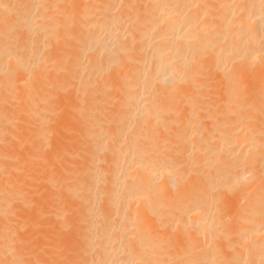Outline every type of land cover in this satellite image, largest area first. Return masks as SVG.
Masks as SVG:
<instances>
[{
  "label": "bare ground",
  "instance_id": "obj_1",
  "mask_svg": "<svg viewBox=\"0 0 264 264\" xmlns=\"http://www.w3.org/2000/svg\"><path fill=\"white\" fill-rule=\"evenodd\" d=\"M246 66H255V71L264 75V0H0V132L6 123L18 122L8 115L5 94L24 83L16 105L33 121L52 111L49 102L59 92H70L73 110L82 114L72 118L81 129L70 140L90 141L80 156L83 164L71 173L72 179H67L59 167L60 172L52 179L53 198L83 194L81 204L72 206L64 201L57 207L59 213L69 211L70 218L63 223L62 218H56L51 226L65 224L76 235L61 260L70 264H264V185L259 193L236 205L233 215L238 225L232 234L217 212L220 200L216 203L215 198L220 180L233 177L227 181L228 188L233 182L236 188L243 185L236 191L253 180L255 164L264 159V150L260 152L254 140L264 136L239 137L246 154H262L256 155L260 161L256 157L249 160L246 172L232 169L239 166L232 167L231 172L229 162L223 159L226 164L220 173H213L202 159L206 153L213 159L219 151L230 150V141L233 144L228 136H218V132L215 136L217 130H205V124L218 119L209 111L207 117L200 116L202 105L211 108L213 103L207 102L214 94L211 89L205 91L206 80L212 74L214 79L220 75L209 84L229 90L228 85H240L241 75L251 70ZM53 70L63 72V76L50 86ZM262 82V89L249 101L251 106L247 102L238 105L245 114L239 116L241 112L236 110L235 117L244 120V132L252 127L253 115L264 126ZM224 89L218 93L224 95L219 98L225 121L219 118L218 126L226 134L224 129L228 132L235 121L229 112H233L232 101L237 97L225 96L228 90ZM111 99L118 102L113 104ZM176 117H180L175 127L179 134L174 135L176 130H171ZM48 122L37 129L32 138L37 147L28 157L43 170L49 161L57 166L64 161L55 155L45 157L51 136ZM179 139L190 145L179 144ZM175 142L179 148L190 149L186 147L182 153ZM217 142L219 148H215ZM203 152L200 160L207 167L197 165L200 160L196 157ZM227 154L222 153L221 158L230 161ZM18 158L16 155L14 161ZM200 166L208 168L207 177L214 175L205 177L206 169ZM196 174H201L203 184L193 177ZM186 177H192L190 182ZM3 179L6 177L0 176V183ZM58 182L64 184L56 186ZM22 185L17 179L0 194V264L33 263L32 248L25 253L11 243L18 223H13L11 212H6L22 198ZM228 208L225 214H230ZM231 235L235 238L232 244Z\"/></svg>",
  "mask_w": 264,
  "mask_h": 264
},
{
  "label": "rangeland",
  "instance_id": "obj_2",
  "mask_svg": "<svg viewBox=\"0 0 264 264\" xmlns=\"http://www.w3.org/2000/svg\"><path fill=\"white\" fill-rule=\"evenodd\" d=\"M50 53L52 54L53 51H51ZM64 57L66 58V56H64ZM258 66H260V65H258ZM246 67H248V66H246ZM252 68L253 69H251L249 67L247 68V70L251 69V70H249L250 72L245 69V71H247L246 74L241 75V76H243V79H242V77L240 78L238 76L241 79V81L239 83L240 85H237V86L236 85H228L229 90L225 87V89H227L228 92H226L224 88L218 86L219 84L216 85V83H215V85H212L215 82L214 81L215 79L218 80L220 78V75L214 74V75H217V78L214 79V78H211L213 76V74H212V76L210 75L206 80L207 85L205 87V91L208 92L211 89L212 93L214 94L211 96V98L209 97L210 100L208 99L209 101H207V102H213V103H212V107L210 106L211 108H207L208 107V106H206L207 104L202 105L205 109L202 107H201L202 109L199 108V109H201L200 111L204 112V113L200 112L201 113L200 116L202 118L203 117L202 114L206 115L207 112L209 111V113L211 115L215 114L214 116H217L218 119H216V117H215L216 121L210 122V121H206L207 119L204 118L206 120L202 119L203 121H205L207 123L210 122V123L209 124L204 123L205 125L202 123L201 124H202V126L207 125L205 127L206 131H207L208 127H210V129L212 128L213 132H214V130H217L214 132L215 136H217V132H218V134H219L218 136L223 135V136L230 137V139L231 138L233 139V144H232V141H230L231 143L228 141V143L231 144L230 145L231 154H230L229 148H226V149H228L227 151H226V149L224 151H222L224 156H226V153L229 152V154H227V158L229 157L228 159H230V161H228L226 159V157L221 158V157H224L223 155H221L222 154V153H220L221 151H219V154H216L215 156H213L216 160H218L220 158L219 161H217L220 164V165L218 164V166H217V162L216 163L214 162L215 161L214 158H213L214 161L212 158H207V155H208L207 153L205 155V158H202V156L200 157V155H204V152H203V154H200V153H202V151L198 155L199 158L196 157V159H199V160L202 158L203 162L204 163L206 162L207 163L206 165L209 166V169L211 166L212 170L211 169L210 170L213 173H220L222 165L224 164L223 159L225 161H227L226 163L229 162L230 166L228 165V168H230V169L232 167L239 166V168L236 167V168H232V169L235 172L239 171L241 173L240 170H242V169H243L242 170L243 172H246L247 170H249V168H250L248 165L249 160H251L255 157L257 158V156H256L257 154L259 157H261L262 154H263L262 156H264V153H263L264 151L262 152V150H264V146H263L264 137L257 136V135H263L264 136V126H263V124H259L260 120L258 119V117L253 115L254 118H253V122H252V127L249 129V131H245V132H244V130H242L243 129L242 127L244 125V120L241 117H238V116L235 117L238 114L237 111L240 110V108H239L240 106H238V105L239 104L241 105L242 103L246 104V102H247V104H249V106H251L252 103L250 104V102H249L250 99H252L255 95H257L259 93L260 89H262V87H263L260 83L262 81H264V80H262V79H264V75L259 74V71H255L258 69L257 67H256L257 69L255 68V66H253ZM62 74H63V72L53 70V72L50 76V86H53L54 81L60 79L63 76ZM242 74H244V72H242ZM262 74H264V73H262ZM226 76H224L223 78L226 79ZM228 77L229 76H227V78ZM209 78H211V79H209ZM237 80H239V79L237 78ZM242 80H243V82H242ZM259 80H261V82H259ZM210 82L212 84H209ZM241 82H242V84H241ZM95 83L96 82H94L93 84H95ZM96 85H97V83H96ZM92 86H91V88H93L95 85L93 87ZM217 86L220 87V89ZM23 87H26V84H24V83L17 84L13 87V90L11 93L5 94V96H6L5 101H6V103L9 104L8 106H10L9 107L10 110L7 106L8 115L11 117L12 120L14 119V120H17L18 122L16 124L12 123L11 121H10L11 123L10 122L6 123V125H4L3 130L0 132V139L1 140L3 139L2 140L3 144H0V155H1V153H2V155H4V159L0 160V174H1L0 176L4 175L6 177V179H3L0 183V187H1L0 194L2 193L3 190L8 189L9 186L14 184V181L17 179L21 180L24 183V186L22 185V187L20 188L21 189L20 193H21L22 198H19L17 201H15L14 205L12 204L13 208L11 210L6 211L7 214H9V212H11L9 215L13 218V220L15 219L13 223H18L17 225L13 224L14 226H16L15 228H17L16 229L17 234L15 236L16 238H13L11 243L12 244L15 243L16 246H14V245L13 246L16 249H18L19 251L24 252V250H25L26 251L25 253H27V252L29 253L30 249L32 248L33 249V253H32L33 255L31 254V256H32L31 262H33L32 264H68V263L70 264L71 262L66 263V260H61V259L63 258L62 257L63 255H64V257L67 255V253L69 251L68 246L73 239H76V238H74V237H76V235H75V233L74 234L71 233V228H68L67 226H65V224L64 225L62 224L60 226H56L54 228L51 225L54 224L53 221H55L56 218H59V219L62 218L61 219L62 223H63V220L66 222L67 218L68 219L70 218V212L69 211H68V214H67V211H64L66 213H64V212L59 213V211H57V207H59L64 201H68L69 204L71 203L70 205H72V206H74V204L77 206L78 204L82 203L83 194L77 192L75 194L79 193V195L78 196L76 195V197L74 196L75 195L74 194L73 195L74 197L68 196L67 198L66 197L53 198L50 196V193L52 192V189H53L52 181L54 180V177L57 176L58 172H60V171H58V167L63 170V175L67 179L68 178H69V180L72 179L71 173L77 171L76 169L81 168L80 166L83 164V159L81 157L83 156L84 152H86V150L88 149L90 141L86 140V139L84 141H81V142L70 140V137H72V135H74L75 132L80 131V129H81L80 126L74 125L72 118L76 115H79L82 117V114H77L73 110L72 104H70L71 100H72V96H73L72 94H70V92H66V91L59 92L60 94H58L57 96L52 98V102L51 101L49 102L51 107H52V111L49 114H47L43 117H40L38 120L33 121L32 119H30L31 117L29 116V114L24 112L23 107H21L20 105H16L17 102L20 101L19 99H21L19 93H20V89ZM212 87H214L213 89L218 88L217 90H215L217 93L213 92L214 90L212 89ZM221 88L224 89V91L226 92V93H224L225 96L230 95V97L231 96L237 97V99H235V101L234 100L232 101L233 104L231 105V110H233V112L232 111H231L232 113L229 112L230 113L229 115L231 117H234L235 121H236V122L234 121L231 124V127L228 128L229 134H227L228 132L226 129H224L226 134L222 133L223 129H219V126H218V125H221L220 120L223 119V118H221V117H223V115H222L223 110H220V108L222 107V105H221L222 104V97L224 95L222 96L223 92H220L221 95L218 93L219 92L218 90L223 91ZM96 89L97 88H95V90ZM93 90H94V88H93ZM203 91H201V95H202ZM203 96H202V98H203ZM219 96H222V97L219 98ZM218 98L220 101L218 100ZM238 98H240V99H238ZM113 101H114V103H113ZM115 101L116 100L111 99V103L115 104L118 102V101L117 102H115ZM220 105H221V107H220ZM237 109H239V110H237ZM219 111H222V112H219ZM239 112H241V114H239V116L240 115L243 116L245 114V112H242L241 110ZM204 117H207V115ZM169 118H171V117H169ZM219 118H221V119H219ZM236 118H239V119H236ZM240 118L242 120H240ZM176 119H175L176 122L173 123V124H176V126H173L172 130H171L173 133H174V130H176V128H178L177 124L178 125L180 124V122H179L180 117H176ZM47 121H50V122H48L50 125V127L48 126V128L49 129L51 128L50 129L51 136L49 139V148H48L49 150L47 151L48 156L46 153L45 157H47L46 159H48V158L54 157V155H55V157H58L57 158L58 160L61 161L60 158H63L64 161L62 159L63 162H61V164L57 166V164L55 165V163L51 160L52 162L49 161V167L43 170L39 167V165L37 163L35 164L34 162L28 161V157L31 155V153H33L34 149L37 147V141L32 140V138L37 134L36 132L40 128L43 127V124L46 125V123H44V122H47ZM224 121L225 120L223 119L222 122H224ZM48 123H47V125H48ZM210 124L212 125V127ZM215 127H216V129H215ZM218 129L220 131L222 130L221 134H220V131ZM176 132L177 133H175L174 135L179 134L178 129L176 130ZM170 134H171V132H170ZM169 136H171V135H169ZM242 136L248 137V138H249V136H253L254 138L257 136L256 137L257 140H254V141L255 142L258 141L259 146L257 148L260 152H262V154L261 153L259 154V151H254L257 153L252 152V153H254L253 155H252V153H250L249 155L246 154L247 148L244 147L246 149L245 150V149H243V147L241 148V146L239 145V143L242 140V139L240 140V138H243ZM202 138L203 137H201V139ZM217 138L220 139L219 137H217ZM248 138H247V140L250 139V138L249 139ZM204 139H205V137H204ZM226 139H228V138H226ZM235 139L237 141L236 143H235ZM258 139H260V140H258ZM179 140H181V139H179ZM179 140H176V141H179ZM238 140H240V142H238ZM203 141L204 140L202 139V141H200V143L202 142V144H203ZM260 141H262V142H260ZM182 142L185 143L186 145L188 144V146L190 145V142L187 143V142H184L183 140H181V142L180 143L178 142V143L183 144ZM178 143L175 142V146L179 148L180 145L177 146ZM202 144H200V146ZM181 146H183V145H181ZM188 146H186V147L188 149H190ZM186 147H183V149L179 148V150L183 153L186 151V149H185ZM50 148L52 149L51 151H50ZM215 148H219L218 142L215 144ZM232 148H233V150H232ZM54 150L57 153H54L55 152ZM242 150H243V152H242ZM244 150L246 153L244 152ZM175 151L177 152V154L179 156H181L180 155L181 152L178 151V149L177 150L175 149ZM235 151H237V152H235ZM224 152H225V154H224ZM73 153L75 155L78 154L79 157L73 156ZM50 154H52V156H50ZM56 154H57V156H56ZM16 155H19V158L15 162L14 157ZM218 155H220L219 158H218ZM250 155H252V156H250ZM187 156H188V158H190L189 155H187ZM248 156H250V157H248ZM177 158L181 159L182 157H177ZM192 159H194V157ZM192 159H190V160H192ZM209 159H212L211 163L208 162V161H210ZM258 159H260V158H257V160ZM199 160H197V162ZM201 160H200V162H198L197 165L203 164V162H201ZM260 160H262L261 163H257ZM260 160H258L256 162L257 165L255 164V166H257L256 167L257 169L255 168L256 171H255V175H253L254 176L253 180L251 179L252 181L250 180L251 182H248V184H247L246 182L248 180H247V178H245L246 182H244V183H246V185H244L245 187L242 190L239 189L240 191L239 190L236 191V189L242 187L243 185H241V184H240L241 186L236 188L237 185H234L235 183L233 182L232 188H231V186H230V188L227 187V184L229 185V182H227V181H230L231 178H233V177H231L232 175H229L231 177L229 180H227V179H223L222 181L220 180L221 186H219L220 183H219V180L217 181V177L215 179L216 182L219 183L218 186L221 188L220 189L219 187H216L217 189H219V191L217 189H215L218 192L217 193L214 192V194L216 193V196H217V197H215V198H217L216 203L220 200L216 204V207L218 206L221 209H220V211H217V212L219 215L220 214L222 215L221 218L225 221L224 223H226L225 224L226 228L228 230H230L229 232H231V234L237 230L236 228H237L238 224L236 225V222H237V220L235 219L236 215H233V212L235 209L238 208L236 206L238 204V202H241L240 204H242V202H244V201H242L241 199H245V198L248 199V197L253 196L252 194L256 195L257 193H259L261 191L262 186L264 185V162H263L264 159H263V157ZM207 166H205V167H207ZM218 167H220V168H218ZM198 168H199V166H198ZM200 168L203 169V167H201V166H200ZM106 169L108 170L109 168H106ZM182 169H181V171H182ZM204 169H206V170L204 171ZM204 169H203V171H204V173H206V171H208L207 170L208 168H204ZM199 170L200 169H198V171ZM213 170H216V171H213ZM233 170L231 172L234 173ZM225 171H227V170H225ZM228 171H229V169H228ZM230 171L228 172L229 174H230ZM200 172H202V170H200ZM197 173L199 174V172H197ZM235 174H233V175L235 176ZM200 175L197 176V174H196V175H193V177L197 176L198 178L197 177L196 178L199 179V178H201ZM210 175L213 176L214 174L212 175V173H211ZM210 175L207 177V173H206L205 177L209 178ZM201 176H203V174ZM187 177H189V176H187ZM187 177H186V179H187ZM248 177H250V176H248ZM203 178H204V176H203ZM203 178H201V179L203 180ZM13 179H15V180H13ZM191 179H192V177H191ZM69 180H68V182L70 183L71 181H69ZM190 180H188L187 182H190ZM202 180L200 181V179H199L200 184H203ZM205 180L206 181H204V182L208 183L207 182L208 179H205ZM214 181L212 182L213 184L215 183ZM60 184L61 183L58 182L55 185L58 186ZM63 184L64 183H62L61 185H63ZM203 186H201V187L203 188ZM215 186H217V185H215ZM233 186L235 188L234 190H233ZM204 190H205V188H204ZM227 199H229L231 201V202L227 201V202H229L228 204H226ZM227 205L229 206V208ZM72 206H70V207H72ZM227 208L229 209L228 212H230V214H227V212L225 214V211L227 210ZM40 209H41V211H40ZM35 211L37 214L40 211L41 214L37 215V214H35ZM220 212H222V213H220ZM223 212H224V215H223ZM235 212H236V210H235ZM7 214L5 213L6 216H8ZM77 225L80 227L79 223ZM49 226H50V228L52 227L53 230H50ZM61 226H63V227L61 228ZM72 226H73V228L75 227V225H72ZM58 227L60 228L61 233L59 230L54 231V229H57ZM233 228H234V230H233ZM50 231H54V233L57 232V234L60 233V236L59 235L57 236V234L54 235V233L52 234ZM49 232H50V234H49ZM43 233H45V234H43ZM30 235L32 236V238H30L31 240L26 238V237H29ZM33 237H35V238H33ZM41 237H43V239H41ZM232 237H234V236L231 235L230 244L235 242V238L232 239ZM77 238H78V235H77ZM15 239H16V241H14ZM23 239L27 240L28 242L26 241V242L21 243V241ZM44 239H46V241ZM16 242H18V244ZM29 242L30 243L32 242L33 245L31 243L29 246ZM24 243H26V244H24ZM31 245H32V247H31ZM33 247H35V250ZM73 256H75V255L73 254ZM72 262H74V264H79V262H75V261H72Z\"/></svg>",
  "mask_w": 264,
  "mask_h": 264
}]
</instances>
